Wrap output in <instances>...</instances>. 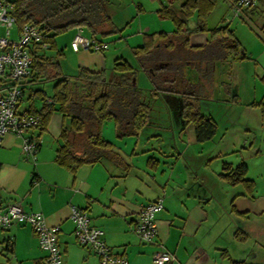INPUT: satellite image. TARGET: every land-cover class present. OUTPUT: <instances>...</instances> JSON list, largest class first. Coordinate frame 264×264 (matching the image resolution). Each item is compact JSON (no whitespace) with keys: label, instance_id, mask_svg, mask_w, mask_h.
Instances as JSON below:
<instances>
[{"label":"crops","instance_id":"obj_1","mask_svg":"<svg viewBox=\"0 0 264 264\" xmlns=\"http://www.w3.org/2000/svg\"><path fill=\"white\" fill-rule=\"evenodd\" d=\"M225 1L232 6L233 0ZM259 4L260 0L246 8L241 15L244 18H247L248 13L254 15ZM206 25L208 30L220 25L227 26L236 36L229 23L209 26L206 20ZM196 27L200 29L195 20L193 28ZM257 27L260 40L253 49L242 46L236 36L240 42L242 58L232 60L227 57L225 60H217L213 65L212 83L208 86L209 96L201 99L200 103L201 111L204 106L207 109L202 113L212 117L217 124L215 134L219 123L212 111L223 106L229 108L230 105H236L249 113L253 112L251 114L254 115V125H257L256 127L249 122H243V129L253 131L256 140H264V22L258 23ZM208 30L204 36H208ZM190 38L191 35V45H202L207 41V37H202L200 42L193 43ZM54 40L57 48V37ZM75 52L79 54V63L91 68L85 59H89L87 51ZM84 53L86 56L82 57ZM223 83L227 87H223ZM241 87L245 91L244 96L240 92ZM256 92L259 93L258 96ZM163 102L167 106L166 101ZM153 112L151 110L150 120L154 118ZM179 120V127L174 131L169 128L170 133L172 132L171 144L167 145L162 142V138H156L159 140L156 148L147 149L149 142H145L142 144V155L136 162L134 152L126 159L124 152L114 146L127 162L126 170L114 163H104V159H101L70 171L55 160L58 146L54 147L49 157L45 156L41 138L33 162L22 152V138L9 132L3 136L0 146V204L19 200L26 210L42 212L48 224L59 225L58 245L62 264H100L98 256L89 247L76 241L74 223L69 217L70 204L88 211L91 225L104 230L106 243L113 252L123 254L129 264H154L152 253L159 247L158 242L175 255L172 264H233V261H241V264H264V259L257 256L258 250H248V239L240 242L241 249L237 247V250H229L226 247L222 232L215 226V209H218V205L215 202L213 186L201 177L202 174L196 173L186 156L191 154V158L196 159L202 153L207 155L209 162L220 151L211 155L210 152L198 153L191 149L192 144L202 141L196 139L191 123L185 124L182 119ZM226 121L227 119L223 120L224 130L229 131L231 122ZM61 126L62 116L55 112L46 129L51 127L52 134L59 138ZM143 130L144 128L131 135L137 139L143 138ZM35 132L37 134L38 129ZM151 136L153 137H145V141ZM247 142L248 139L243 144ZM235 144H227V147L230 148L231 145L236 149ZM251 146L252 141L250 148ZM148 150L152 151L145 153ZM133 151H136L135 147ZM251 153L260 160L264 156V148H255ZM207 161H204L206 165ZM241 163L245 164L244 177L253 183L250 193L249 184H232L220 176L227 172L225 165L235 167ZM223 164V169L218 174L230 185L228 188L232 187L233 192L226 194L230 210L232 213H243L238 214L241 216L238 229L247 234L258 233L256 242L264 245V163L258 166L256 164L257 167L251 166L243 157L240 163L235 164L234 160H228ZM252 168L255 170L254 174L250 173ZM158 197L162 198L163 207L155 215L157 242H144L133 230L137 212L141 205ZM8 238L12 239L10 246L7 245ZM238 250L241 251L239 254ZM251 252L252 257L249 259L247 257ZM45 256L46 251L39 246L38 238L28 224L14 222L7 229L0 228V264H5V261L9 264H44Z\"/></svg>","mask_w":264,"mask_h":264},{"label":"trees","instance_id":"obj_2","mask_svg":"<svg viewBox=\"0 0 264 264\" xmlns=\"http://www.w3.org/2000/svg\"><path fill=\"white\" fill-rule=\"evenodd\" d=\"M107 2L108 0L13 1L17 25L26 22L38 25L44 39L54 49L55 35L67 29L76 30L78 26H82L93 38H97L98 34L116 32L118 29L108 13ZM215 3L216 0H183L178 12L166 5L160 6L157 9L159 16L171 18L175 28L159 31L156 35L147 34L141 45L130 48L133 63L117 57L108 71L105 68L78 66L76 73L67 74L60 62L63 58L61 49L54 55H46L44 51L34 48L31 51L30 77L19 84L24 88H31V101L35 96L42 99L38 109L31 104L25 106L26 111L41 115V124L36 134L38 148L41 133L56 112L62 116L59 134L61 141L55 156L59 165L75 171L81 165L106 159L126 170L127 162L113 143L103 137L102 126L110 119L114 121L120 134L131 135L148 125L151 106L146 99L147 94L138 85L139 70L150 83V96L167 94L169 103H179L182 119L185 124L193 125L196 139H211L217 124L212 117L201 111L199 100L205 95L206 88L201 82L211 85L213 65L217 60H225L227 57L232 60L242 58L240 42L227 26L207 29L206 20ZM191 16L195 17L200 30H208L207 41L202 45L189 43L187 22ZM190 67L201 77L199 80L192 81L186 75L185 70ZM44 82H52L49 92L32 87ZM224 168L227 172L220 174L223 179L232 184H249L248 192H251L253 183L244 177V163L235 167L225 165ZM236 213L243 214L239 211ZM239 230L236 231L238 234L235 233L236 238L246 239L247 233ZM11 244L12 239L8 238L7 245ZM241 263L233 261V264Z\"/></svg>","mask_w":264,"mask_h":264},{"label":"rangeland","instance_id":"obj_3","mask_svg":"<svg viewBox=\"0 0 264 264\" xmlns=\"http://www.w3.org/2000/svg\"><path fill=\"white\" fill-rule=\"evenodd\" d=\"M10 1L13 2L15 0ZM161 1L162 3H160V0H108L107 10L118 30L107 35H97L98 39L107 43V47L98 52L87 51L86 54L89 55V59L85 58L87 64L91 66V68L102 66L101 68H105L108 71L112 66L113 60L117 57H122L133 63L134 59L130 51L132 46L141 45L145 41L147 34L153 33L156 35L162 30H173L175 28L173 20L171 18L160 17L157 13V9L162 5H166L178 12L179 6L183 0H173L172 2H168L166 0ZM258 6V10L254 13V15L248 13V15H246L247 18H244L243 15L236 14L233 7L227 4L225 0H216L212 11L207 18V24L211 26L222 22L229 23L230 27L234 29L242 46L248 47L249 50L253 49L255 43L260 40L256 30L258 28V23L264 22V0H260V4ZM194 23L195 17L191 16L188 20V28L189 31H191L190 40H192L193 43L200 42V40L203 39L202 37H207L206 35L204 36L205 31L200 30L197 27L193 28ZM16 26L17 22L14 23V27H12V37H16ZM194 30L195 32H192ZM74 31V28H71L58 33L55 35V37H57L58 47L56 49L49 48L44 51L46 55H54L58 49H61L63 51V58H61L60 62L64 72L67 74L76 73L77 66H86L83 63H79V54H76V52L73 51L69 45ZM1 32L3 33L2 30ZM83 33L91 37L87 30L84 29ZM86 54L84 53L82 57H85ZM137 77L138 85L146 92H150V83L141 70H139ZM7 81L8 78L0 73V87ZM51 84L52 82H44L32 87L42 88L43 90L49 92ZM240 92L244 96L245 91L243 90V87H241ZM30 94L31 88L29 86L25 87L19 106L20 109H23L27 106V104H31L32 107L36 109L40 108L42 99L35 96L31 101V99H29ZM258 95L259 93L256 92V96ZM162 100L163 99L159 96H150V103L152 105V110L154 111L152 113V115H154V122L145 126V129L142 132L143 138L140 137L137 139V137L133 135L120 134L114 125V121L110 119L103 123V137L113 142V145L116 148L123 151L124 153H122L126 159L131 156L130 154H132V152H134L133 156L135 162L137 158L142 155L141 151L144 148L142 147V144L145 142H149L148 145H146L147 149L156 148V145L159 142L156 138H162V142L167 145L171 144L172 140L170 139V122L168 120L167 106ZM202 111H207L206 106L202 108ZM212 112H214L213 114L219 123L217 133L211 139L192 144L193 146H190V148L194 149V151H197L198 153L201 151L203 153L210 152L211 155L216 154L218 151H220V153L209 162L207 161V155L202 153H197L199 157L196 159L191 158V154H187V159L192 168L196 170V173L198 175L202 174L201 177L207 179L213 186L215 202L218 205V209H215V226L222 232L223 239L227 244L226 247L229 248V250L236 249L237 247L241 249L242 244L240 242L248 239L247 245L250 247L248 250H258L257 256L264 259V245H259V243L256 242V235H258V233L249 232V234H247L248 236L244 240L236 238V234H238L236 231L239 230L238 226H240L239 219H241V216L237 213L231 212V206L229 202H227L226 194L228 195L233 192V190H231L232 187L228 188L230 185L218 174V172L223 169V163L228 160H234L236 164V162H242L244 157L247 163L251 166H256V164L258 166L260 163H264V156H262L259 160V158L251 153V150H254L255 148H264V140H256L257 138L255 137L253 131H246L243 129V122H249L252 126L257 127V125H254V115L251 114L253 112L249 113L248 110H244L243 107L241 108L236 105H230L229 108L227 106H223L217 110L214 109ZM225 119H227V123L231 122L229 125V131H226V129L224 130L225 126L223 124V120ZM51 127L44 130L40 137L46 157L50 156L51 151H54V147L59 146L61 141V139L52 134ZM252 128L255 129V127ZM149 135H153V137L151 136L148 141H145L147 140L145 137ZM246 139H248V142L243 144ZM251 141L252 146L250 148ZM135 143H137V146H134ZM232 143H236V149L231 147ZM227 144H231L230 148L227 147ZM134 147L136 151H133ZM152 150H148L145 153H150ZM104 161V163L114 165L110 160L104 159ZM204 161H207L208 164L206 165ZM250 173L254 174L255 170L252 168ZM239 233H241L240 236L243 235L240 230ZM262 241H264V239H262ZM239 252L241 251L238 250V254ZM250 256L252 257V252L247 258L250 259ZM5 264L9 263H6L5 261Z\"/></svg>","mask_w":264,"mask_h":264},{"label":"built area","instance_id":"obj_4","mask_svg":"<svg viewBox=\"0 0 264 264\" xmlns=\"http://www.w3.org/2000/svg\"><path fill=\"white\" fill-rule=\"evenodd\" d=\"M258 0H233L232 7L236 14H244V10L254 5ZM16 23L14 3L10 0H0V73L8 81L0 89V146L5 134L12 132L22 138L21 149L25 157L35 162L39 140L36 130L41 124V115L20 109L24 87L19 84L30 77L32 69L31 51L37 47L39 51L50 48V43L44 39V34L38 25L26 22L16 26V37L11 31ZM3 31V33L1 32ZM83 27L78 26L70 40L73 51H102L107 43L83 33ZM17 82V83H16ZM163 207L162 198L141 205L137 212L133 230L144 242H157L156 213ZM70 219L74 223L76 241L89 247L99 258L100 264H129L123 254L115 253L106 243L104 230L90 223L88 211L75 204H70ZM26 223L36 234L39 246L46 251L44 264H62L61 250L58 245L59 225L48 224L40 211L26 210L21 201L0 204V228L6 229L12 223ZM152 253L154 264H172L175 255L162 247Z\"/></svg>","mask_w":264,"mask_h":264},{"label":"flooded vegetation","instance_id":"obj_5","mask_svg":"<svg viewBox=\"0 0 264 264\" xmlns=\"http://www.w3.org/2000/svg\"><path fill=\"white\" fill-rule=\"evenodd\" d=\"M193 68H188V69H186L185 70V73H186V75L192 80V81H196L197 79L199 80V78H201L199 75H197V73L195 72H193V70H192ZM195 70V69H194ZM202 83V86H205L206 88H205V91H204V96L203 97H201L200 98V100L201 99H205V98H208V97H206V96H209V94H208V84L206 85L205 83L203 84V82H201ZM223 85V87H227V85H224V83L222 84ZM142 90L147 94V97H146V99H147V101L150 103V92H146L143 88H142ZM166 95L167 94H165V93H160L158 96L159 97H161V99H163L164 98V100L166 101V103H167V113H168V120H169V122H170V125H169V128H172L173 129V131L177 128V127H179V122H180V120L179 119H182V116H181V114H180V105H179V103L178 102H176V101H174L173 102V104L172 103H169V101L167 100V98H166ZM149 96V97H148ZM163 100V101H164ZM199 100V101H200ZM200 105H201V103H200ZM150 106H151V110H152V105H151V103H150ZM150 116H151V111H150ZM183 120V119H182ZM148 121H154L153 119L152 120H150V117H149V120ZM150 122L148 123V124H150ZM173 122H176V123H173ZM172 125H174V126H172ZM144 129H145V127H144ZM172 133V132H171ZM170 133V134H171Z\"/></svg>","mask_w":264,"mask_h":264}]
</instances>
